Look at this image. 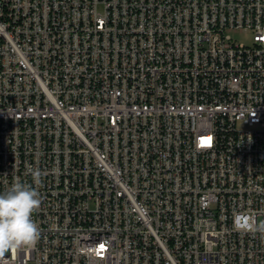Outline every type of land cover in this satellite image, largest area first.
Here are the masks:
<instances>
[{
	"label": "built area",
	"instance_id": "built-area-1",
	"mask_svg": "<svg viewBox=\"0 0 264 264\" xmlns=\"http://www.w3.org/2000/svg\"><path fill=\"white\" fill-rule=\"evenodd\" d=\"M16 180L39 238L0 264H264V0H0Z\"/></svg>",
	"mask_w": 264,
	"mask_h": 264
},
{
	"label": "clouds",
	"instance_id": "clouds-1",
	"mask_svg": "<svg viewBox=\"0 0 264 264\" xmlns=\"http://www.w3.org/2000/svg\"><path fill=\"white\" fill-rule=\"evenodd\" d=\"M33 183H39L40 172L33 170ZM40 198L34 187L23 181L12 182L0 193V253L20 247H30L39 238V229L32 213Z\"/></svg>",
	"mask_w": 264,
	"mask_h": 264
},
{
	"label": "rangeland",
	"instance_id": "rangeland-1",
	"mask_svg": "<svg viewBox=\"0 0 264 264\" xmlns=\"http://www.w3.org/2000/svg\"><path fill=\"white\" fill-rule=\"evenodd\" d=\"M251 34H252L251 31H245V30L234 31V35L243 41H248L250 39Z\"/></svg>",
	"mask_w": 264,
	"mask_h": 264
}]
</instances>
